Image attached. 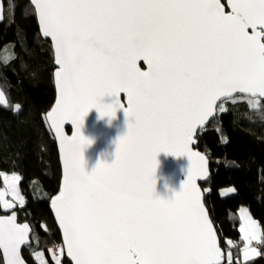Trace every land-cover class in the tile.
Here are the masks:
<instances>
[{
	"label": "snow or ice",
	"instance_id": "1",
	"mask_svg": "<svg viewBox=\"0 0 264 264\" xmlns=\"http://www.w3.org/2000/svg\"><path fill=\"white\" fill-rule=\"evenodd\" d=\"M30 4L58 65V98L47 116L64 153L63 183L52 207L72 264H221L196 184L206 160L190 145L217 108L224 110V98L248 94L257 107L264 99V0H228L230 11L221 0ZM139 60L148 71L140 70ZM105 95L117 97L114 105L98 102ZM93 108L100 117L122 109L132 123L116 142L114 161L86 174L82 148L89 141L80 127ZM67 122L77 129L71 138L61 134ZM160 152L190 161L180 192L168 201L153 194ZM4 180L8 191H0V206L13 208L8 194L22 205L19 177ZM241 218V238L251 244L257 225ZM29 231L15 212L0 216L4 264H25L20 250ZM256 254L243 251L245 259Z\"/></svg>",
	"mask_w": 264,
	"mask_h": 264
},
{
	"label": "trees",
	"instance_id": "2",
	"mask_svg": "<svg viewBox=\"0 0 264 264\" xmlns=\"http://www.w3.org/2000/svg\"><path fill=\"white\" fill-rule=\"evenodd\" d=\"M2 1L0 88L8 106H0V188L1 173L20 176L18 189L24 205L17 209L18 222L32 227L37 248L47 252L61 246L49 210V199L59 191L61 172L56 144L45 122L55 101L53 53L49 42L41 39L29 0ZM6 47L11 57L2 56ZM229 102L197 137V148L208 158L211 175L203 188L204 205L220 246L225 253L231 252L230 264H264V249L256 258L241 262L238 212L245 209L264 236V102L256 108L242 98ZM227 187L235 193L222 198L220 190ZM57 257L60 264H69L62 252Z\"/></svg>",
	"mask_w": 264,
	"mask_h": 264
},
{
	"label": "water",
	"instance_id": "3",
	"mask_svg": "<svg viewBox=\"0 0 264 264\" xmlns=\"http://www.w3.org/2000/svg\"><path fill=\"white\" fill-rule=\"evenodd\" d=\"M29 2H30V0H29ZM221 3L226 6V11H230V8H227L228 0H224V2L221 1ZM31 7L34 10V7L33 6H31ZM34 14H35V11H34ZM4 18H5V7H4L3 1L0 0V24H2L4 22ZM35 19L37 22V27H38L41 39L43 41L49 42V44L51 46L52 53H53V63H54V48H53L51 38L50 37H47V38L43 37V35L41 33V26L39 24V21H38L36 14H35ZM137 66L140 68L141 71H145V72L148 71V65L143 60L137 61ZM54 67H55V69L53 72V84H54V90H55V101H54L52 107L50 108V110L55 106V104L57 102V98H58V89H57V86L55 83V77H54V73H55L56 69L58 68V65H56L54 63ZM0 93L3 94L4 101H5V103L0 104V106L7 107L8 102H7L6 96H5L4 92L1 90V88H0ZM234 98L256 99L254 97H251L248 94L237 93V94H234L233 97L224 98L222 102L224 103L225 101H228V100H231ZM116 99H117V97H115V96L105 95L102 98H100V100L98 102L100 104H103V105H110V104L114 105ZM119 99L126 106V97L124 98L122 93L120 94ZM261 102H264V99H261ZM47 113L45 114V122L48 126V129H49V132L53 138V141L56 144L58 159H59V165H60V172H61L60 173L59 191L57 194L53 195L49 199V210H50L51 215L54 219V222L58 228V231L61 234V241H62L61 243H62V247H63L64 258L66 261H68L70 264H72L71 258L67 256V249H66V246L64 245L62 229L59 226V222L56 218L54 209L52 207V200L56 196L59 195L60 190H61V186L63 183L64 153H63L62 148H61L60 139L56 136L55 131L52 129L51 123L48 120ZM218 115H219V113H218V108H217V111L214 114V116L209 118V120L207 121V123L205 125H203L202 127L197 129L196 133L193 136L194 142L190 145V148L193 152L199 153L200 155L204 156L205 160H206L205 171H204L203 175L199 179L196 180V184H197L198 189L200 190L202 204H203L204 210H205L207 217H208L210 222H211V219H210L208 210H207L206 206L204 205V192H203L204 186L208 183V181L210 180V177H211L210 167H209V161H208V158L206 157V155L203 152L199 151L197 148V146H198L197 137L201 131L206 129L211 124V122L216 120ZM129 123H132V121L130 119H126L124 111L122 109H117L114 117H108V116L100 117L98 111L95 108H93V109L89 110V112L87 113L86 116L83 117V123H82V126L80 127V135L83 136L85 140L89 141V143L86 144L82 148L83 169H84V172L86 174H90L93 171V169L97 166L98 163L111 164L114 161L115 151H116V142H117L118 138L127 134ZM67 130H69L70 132L68 133ZM76 131H77V129L72 125V123L67 122L62 126L61 134H62V136H67V137L71 138L76 133ZM156 161H157V166L155 168V171H154V174L152 177V179L155 182L154 183V193H153L154 197L161 199V200H165V201L171 200L174 198L175 194L180 192L183 183L187 179L188 170L190 167V161L188 160L186 155L174 156L171 154H166L164 152H160L157 154ZM0 191L6 192V190H4V189H0ZM4 198L6 200H8L9 202L13 203L14 206H13V208L8 209V210H4L2 208V206H0V212L3 214L2 216H10L13 212H15L17 223H18L17 209L20 207H18V205L15 202H13L11 199H9L8 195H6ZM24 224H27V223H24ZM211 224H212V222H211ZM212 226H213V224H212ZM29 228H30V226H29ZM213 230L216 234L217 246L220 249L221 254H222L221 264H224V262H225V251L220 246L219 238L217 236V233L215 231L214 226H213ZM31 236H32V230L30 228L28 243L26 245L21 246V250H20L21 258L23 260H24V258L22 256V250L26 246L30 245ZM227 247H230V246L227 244ZM0 255L2 258V264H4L2 251H0ZM24 262H25V264H27V262L25 260H24Z\"/></svg>",
	"mask_w": 264,
	"mask_h": 264
},
{
	"label": "rangeland",
	"instance_id": "4",
	"mask_svg": "<svg viewBox=\"0 0 264 264\" xmlns=\"http://www.w3.org/2000/svg\"><path fill=\"white\" fill-rule=\"evenodd\" d=\"M2 56L11 57V52H10V49L8 47H6V48H4L2 50ZM238 99H240V98L231 99V102H229V103L230 104L231 103H235V102L238 101ZM242 99H244L251 107H253V108H256L257 107L254 103H252L255 99H249V98H242ZM225 105H226V103L224 104V107H225ZM13 110L15 112H17L18 108L17 107H13ZM223 111H221L218 108V113H222ZM6 176L9 177V178H11L13 176H18L19 177V181H20V176L17 175V174H5V173H1V179L3 181V185H4L5 189L8 191V189H7L6 185H5V180H4V177H6ZM19 181L16 183V188L18 190L19 196L23 198V196L20 194L19 189H18V183H19ZM234 193H235V189L233 187H227V188H224V189H221L220 190V196L222 198L229 197V196L233 195ZM8 196H9V198L13 202H15L18 205V207H23V205H24V198H23V203L21 205V203L19 201L13 200L12 195L8 194ZM240 214H241V217L242 216H246L248 218L250 217L247 214V212L246 213L243 212V213H240ZM250 220L257 225L256 232H260V228H259L257 222L255 220H253L251 217H250ZM244 224H245V220H242V223L240 224V227H239L240 237H242V233H241L240 229H241V227ZM249 235L251 236V233ZM241 240H242V238H241ZM247 249H251L249 247V244H246V242L244 240H242V248H241V252L239 253V257H240V260H242L243 262L250 261V260L256 258L259 255V252H260L259 250H256L255 249L257 254L256 255H250L247 259H245L244 256H243V251H245ZM54 253L55 252H53L51 250V248L48 249L47 252H45L44 250H39L37 248L36 242L34 241V243L30 247L27 248V251L25 252V257H26L27 262L29 264H34V263L35 264H48V262L52 261L55 258ZM229 256H231V260H232L231 252L229 250H227L226 253H225V264H230V261L231 260H229ZM31 259L33 260L34 263L32 262Z\"/></svg>",
	"mask_w": 264,
	"mask_h": 264
},
{
	"label": "bare ground",
	"instance_id": "5",
	"mask_svg": "<svg viewBox=\"0 0 264 264\" xmlns=\"http://www.w3.org/2000/svg\"><path fill=\"white\" fill-rule=\"evenodd\" d=\"M2 180V179H1ZM2 184H3V181H2ZM0 189H4V190H6L5 189V187H4V185H3V187H1ZM6 192H7V190H6ZM8 198H9V196H8ZM10 199V198H9ZM238 212L239 213H243V212H247L245 209H243V208H240L239 210H238ZM17 213H18V211H17ZM247 214H248V212H247ZM3 215V214H2ZM1 215V216H2ZM19 223V222H18ZM20 224H24V223H20ZM28 224V223H27ZM29 225V224H28ZM30 226V225H29ZM57 227V226H56ZM30 228H31V230H32V236H31V238H30V245H28V246H26L23 250H22V256H23V258H24V260L27 262V259H26V257H25V251H27V248L28 247H30L33 243H34V241H35V238L33 237V229H32V227L30 226ZM58 229V228H57ZM60 236H61V234H60ZM62 242V241H61ZM60 245L61 246H59V245H54L52 248H51V250L53 251V252H55V254L57 253L58 255H61V252L64 254V252H63V247H62V243H60ZM50 249V248H49ZM59 250V251H58ZM0 257H1V255H0ZM32 260V259H31ZM1 262H2V258H1ZM32 262H33V260H32ZM52 263H55L56 264V260H55V258L51 261ZM68 262V261H67ZM34 263V262H33ZM69 263V262H68ZM27 264H29L28 262H27ZM35 264V263H34ZM70 264V263H69Z\"/></svg>",
	"mask_w": 264,
	"mask_h": 264
},
{
	"label": "built area",
	"instance_id": "6",
	"mask_svg": "<svg viewBox=\"0 0 264 264\" xmlns=\"http://www.w3.org/2000/svg\"><path fill=\"white\" fill-rule=\"evenodd\" d=\"M259 241V242H258ZM256 242H251V244H249V247L252 249H256V250H263L264 249V237H261L260 240H258Z\"/></svg>",
	"mask_w": 264,
	"mask_h": 264
},
{
	"label": "crops",
	"instance_id": "7",
	"mask_svg": "<svg viewBox=\"0 0 264 264\" xmlns=\"http://www.w3.org/2000/svg\"><path fill=\"white\" fill-rule=\"evenodd\" d=\"M250 218V217H249ZM256 235H257V240H252V242H256V241H258V240H260V238L262 237V234H261V232H256ZM241 262H243L242 260H241ZM247 262V261H246ZM244 263V262H243Z\"/></svg>",
	"mask_w": 264,
	"mask_h": 264
},
{
	"label": "flooded vegetation",
	"instance_id": "8",
	"mask_svg": "<svg viewBox=\"0 0 264 264\" xmlns=\"http://www.w3.org/2000/svg\"><path fill=\"white\" fill-rule=\"evenodd\" d=\"M54 69H55V67H54V63H53V72H54Z\"/></svg>",
	"mask_w": 264,
	"mask_h": 264
},
{
	"label": "clouds",
	"instance_id": "9",
	"mask_svg": "<svg viewBox=\"0 0 264 264\" xmlns=\"http://www.w3.org/2000/svg\"><path fill=\"white\" fill-rule=\"evenodd\" d=\"M261 251V250H260Z\"/></svg>",
	"mask_w": 264,
	"mask_h": 264
}]
</instances>
